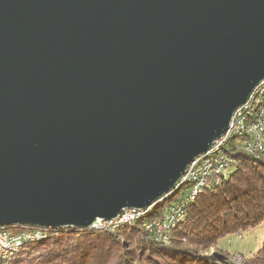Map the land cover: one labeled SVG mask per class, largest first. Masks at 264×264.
<instances>
[{
	"label": "water",
	"instance_id": "water-1",
	"mask_svg": "<svg viewBox=\"0 0 264 264\" xmlns=\"http://www.w3.org/2000/svg\"><path fill=\"white\" fill-rule=\"evenodd\" d=\"M262 81L264 0H0V227L156 204Z\"/></svg>",
	"mask_w": 264,
	"mask_h": 264
},
{
	"label": "trees",
	"instance_id": "trees-1",
	"mask_svg": "<svg viewBox=\"0 0 264 264\" xmlns=\"http://www.w3.org/2000/svg\"><path fill=\"white\" fill-rule=\"evenodd\" d=\"M242 141L234 137L225 146L232 162L218 183L190 200V185L183 184L142 218L113 231L10 227L13 234L40 229L47 236L41 243L19 247L7 264H236L233 253L219 245L221 239L264 222V153H248ZM182 201L184 217L168 232V239L156 238L145 223L164 218L171 205ZM241 264H264V239Z\"/></svg>",
	"mask_w": 264,
	"mask_h": 264
},
{
	"label": "bare ground",
	"instance_id": "bare-ground-1",
	"mask_svg": "<svg viewBox=\"0 0 264 264\" xmlns=\"http://www.w3.org/2000/svg\"><path fill=\"white\" fill-rule=\"evenodd\" d=\"M256 122L261 123V125L257 127L254 133L251 132V130L255 129ZM234 137H237L240 140L243 139V141L255 140V146L257 150L256 155L259 156L264 153V81L254 88L248 100L235 111L227 133L222 138L216 140L215 144H213L207 152L200 154L202 156L199 155L188 165L186 173L181 178L179 183L180 186L183 184L190 185L188 200L194 199L206 188L220 181L222 173L232 162V159L231 162H226V158H229L230 156L227 153L225 146ZM243 144L247 151L250 153L253 152V145L251 143ZM216 173L217 176L214 177ZM211 177L214 178L210 179ZM205 180L209 181L205 183ZM152 207L153 205L145 209H125L120 215H131L129 214V211H132L134 212L133 217L136 216V219L138 220L139 218H142L144 215H146L152 209ZM185 212V201L178 202L177 205L173 204L169 207V212L165 216V224L167 227L164 229V231L161 229L164 220H155L151 223H146V226L151 232L155 234L157 238L166 239L168 232L184 217ZM129 218L114 219L112 224L128 222ZM92 227L97 229H108L107 226L103 225L102 223L96 222L92 225ZM0 236L19 237L14 242L6 243L7 255L14 256L19 247L25 245L27 242L46 238L47 235L46 231L40 229L27 230L19 234H13L5 229H0ZM5 261H7V257H0V264L4 263Z\"/></svg>",
	"mask_w": 264,
	"mask_h": 264
},
{
	"label": "rangeland",
	"instance_id": "rangeland-1",
	"mask_svg": "<svg viewBox=\"0 0 264 264\" xmlns=\"http://www.w3.org/2000/svg\"><path fill=\"white\" fill-rule=\"evenodd\" d=\"M245 150L247 151L246 148H245ZM247 152H249V151H247ZM259 156H261V155H259ZM231 159H232V157H231ZM221 178H220V180H221ZM132 213L134 215V212L129 211V214H132ZM136 220L137 219H136V216H135L133 218H129V221L128 222L136 221ZM158 220H164V218H160V219L158 218ZM119 224H121V223L120 222L118 224H114L113 223L111 228L101 229V230H112L113 231L117 226H119ZM145 225H146V223H145ZM95 229H97V228H95ZM7 230L9 232L12 231V230H9V229H7ZM161 239H163V238H161ZM263 239H264V222L261 223V224H259V225H257V226L251 227L247 231H242L240 233L230 234V235L225 236L224 238L221 239L219 245L221 247H223V248L228 249L229 251H231L233 253L232 254L233 261L236 264H241L242 261H243V257L244 256H249V255L253 254L254 252H256L261 247L262 242H263ZM43 240L46 241L45 239L42 238V239L39 240V242L38 241H35V242H27L24 246H22L20 248V250L22 248H24V247L29 246V245H34V244H37V243H41V242H43ZM213 250L214 249H212V251ZM16 254H14V256ZM11 258L9 260H11ZM5 262H6L5 264L8 263V261H5Z\"/></svg>",
	"mask_w": 264,
	"mask_h": 264
},
{
	"label": "built area",
	"instance_id": "built-area-1",
	"mask_svg": "<svg viewBox=\"0 0 264 264\" xmlns=\"http://www.w3.org/2000/svg\"><path fill=\"white\" fill-rule=\"evenodd\" d=\"M261 125V123H255V129L251 130V132L255 133V130L257 129V127H259ZM218 140V139H217ZM216 141V140H215ZM215 141L213 144H215ZM243 143H251L253 145V152L250 153L254 156H256V146H255V140H251V141H242ZM202 156V155H200ZM226 162H231V157L226 158ZM203 168V167H202ZM200 168V169H202ZM217 176V173L214 175V177ZM211 177L210 179L214 178ZM209 180H205V183H207ZM177 205V203H176ZM129 217H133V213L131 215H118L117 218L115 219H120V218H129ZM114 219L111 220H103V219H98L96 221V223H102L103 225L107 226V228H111L112 227V221ZM167 227V225L165 224V216H164V223L163 226L161 227L162 231H164V229ZM19 237H2L0 236V257H7V261L12 257V255H7L6 253V243L7 242H14L15 240H17Z\"/></svg>",
	"mask_w": 264,
	"mask_h": 264
}]
</instances>
